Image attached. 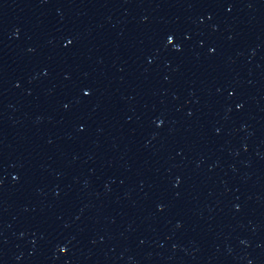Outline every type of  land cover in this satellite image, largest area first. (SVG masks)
<instances>
[{
	"label": "water",
	"instance_id": "water-1",
	"mask_svg": "<svg viewBox=\"0 0 264 264\" xmlns=\"http://www.w3.org/2000/svg\"><path fill=\"white\" fill-rule=\"evenodd\" d=\"M0 222L39 264H264V0H0Z\"/></svg>",
	"mask_w": 264,
	"mask_h": 264
}]
</instances>
